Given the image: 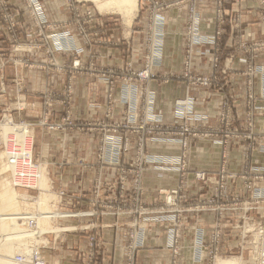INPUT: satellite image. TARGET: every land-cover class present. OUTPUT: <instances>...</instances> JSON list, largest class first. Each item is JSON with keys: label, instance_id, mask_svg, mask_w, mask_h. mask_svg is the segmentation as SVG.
Returning <instances> with one entry per match:
<instances>
[{"label": "rangeland", "instance_id": "obj_1", "mask_svg": "<svg viewBox=\"0 0 264 264\" xmlns=\"http://www.w3.org/2000/svg\"><path fill=\"white\" fill-rule=\"evenodd\" d=\"M44 1L0 0V257L20 262L16 256L22 255L23 264H35L33 252L23 253L34 245L41 248L40 256L47 264L43 250L50 246L49 238L57 232L54 230H59L55 224L64 218L82 217L94 220L82 224L88 226L112 215L127 219L125 264H137L138 253L146 248L150 230L163 224L167 225L164 227L171 264H181L182 254L188 249L192 264H219L224 258L254 264L255 243L264 229V209H259L264 208V193H259L264 190V162L252 161L254 154L264 156V130L257 125L264 113V63H256L247 53L249 50L243 49L239 38H235L233 45L222 46L224 29L228 26L233 32L241 29L238 17L234 16L226 24L227 13L222 6L216 11V33H203L202 14L194 7V0L182 32L181 68L163 75L160 74L165 64L163 14L173 3L145 0L147 3L144 1L139 6L138 0L137 14L128 25L121 14L100 11L91 0H65L70 16L52 21ZM257 6L264 24V0H257ZM135 26L143 37L142 55L138 58L131 43ZM111 30L116 34L112 35ZM119 45L126 50L122 62L115 67L108 66L104 63L106 56L102 48ZM207 46L213 47L214 72L210 74L195 71L196 61L203 53L200 48ZM256 47L264 50V41ZM224 50L228 53L222 62ZM238 53L243 56L239 62L248 67L231 74L227 63L232 64ZM91 68L96 70L95 80L107 84L108 100L105 116L93 122L77 120L72 115L76 77L92 74ZM35 71L44 74L45 84L29 89L28 78ZM235 75H243L246 80L243 102L237 103L244 106L241 122L234 113L237 104L230 101L221 105L215 124L211 123L208 113L195 111L189 96L174 102L172 118L167 119L157 111L153 79L162 76L183 80L188 89L222 91ZM58 80L65 81L61 88L55 85ZM11 123L25 128L5 137L6 131H12ZM45 128L85 133L97 130L95 160L88 164L80 161L90 179L85 192H68L51 181L49 167L40 159L36 148L37 132ZM26 131L32 161L42 171L41 184L32 188L13 185L6 157L7 149L15 147L13 136L17 140L25 138ZM199 140H210L220 148L222 161L217 170L191 165ZM232 146H240L237 152L243 166L237 172L229 167ZM108 170H113V179H105ZM158 173L175 174L176 184L158 189L147 201L146 177ZM236 182L239 188L230 190ZM149 184L151 188L156 187V181ZM17 193L30 200L16 198ZM37 201H44L43 205ZM36 210L41 212L37 220L40 218V228L45 230L38 231L40 241L35 244L28 237L26 246L20 247L22 250L16 248L7 255L3 247L7 242H1L2 235H11L15 221L21 224L22 230H28L25 222L19 220V214H34ZM206 214L214 218L209 226L200 223ZM188 223L193 224L194 231L186 247L183 238ZM234 230L238 231L240 242L227 244V236L231 238ZM96 247L95 237L90 235L83 255L85 264H95ZM199 247L204 251L203 258L198 255Z\"/></svg>", "mask_w": 264, "mask_h": 264}, {"label": "crops", "instance_id": "obj_2", "mask_svg": "<svg viewBox=\"0 0 264 264\" xmlns=\"http://www.w3.org/2000/svg\"><path fill=\"white\" fill-rule=\"evenodd\" d=\"M144 1L139 0V6ZM150 1L153 2V0ZM157 1L173 3L163 14L166 28V44L165 64L160 68V74L169 75L172 72H178L181 68L183 54L182 32L194 0ZM44 2L50 20L57 21L70 16L65 0H50L49 2L45 0ZM222 6H224L225 13H227L225 15L226 24L229 25L232 18L237 16L241 28L237 32L231 31L229 26L227 29H224V34L221 36L222 46L233 45L235 44V38H239L243 49L249 50L247 53H250L254 57V61L256 63H264V50L256 47L257 43L264 41V24L258 12L257 0H226L225 2H218V0H195L194 7L202 14L203 33H216L218 29L217 21L215 20L216 11ZM110 33L112 35L116 34L114 30H111ZM112 35L110 34V36ZM142 38V32L135 26L131 43L133 42V53L138 52L135 55L137 58L139 55H142ZM122 39L126 40V37L122 36ZM124 49L121 45L103 47L102 51L106 56L104 63L111 67L119 65L122 62L123 53L126 51ZM200 50L203 53L196 61L195 71L206 74L214 72L213 63L211 62L213 47L207 46L200 48ZM244 52L246 51L244 50ZM227 53L224 50L221 58L222 62L226 58ZM240 57L243 56L241 53H238L232 64L227 63L231 74H234L235 71L246 69L247 65L239 62ZM248 58L250 59L251 57ZM94 69L91 68L93 70V72L91 71L92 74L90 73L91 75L87 73L76 77L72 115L77 120L93 122L105 116L108 104L107 84L104 81L95 80L96 70L94 71ZM151 83L152 87L157 91V111L163 113L164 117L167 119L172 118L174 102L180 97L189 96L195 111L208 113L212 124L218 123L217 119L220 116V107L223 103L226 101L236 104L242 103V98L246 93V80L243 75H235L222 91H216L211 88L188 89L183 80L173 78L163 79L162 76L158 79H153ZM44 84L43 73H38V71H35L33 74L30 73L28 78L29 89L33 87L41 88ZM63 84H65L64 80H58L55 85L61 88ZM256 84L258 85L257 80ZM37 100V102L40 101L39 98ZM234 110L236 120L241 122V119L244 117V106L237 104ZM257 122L258 129L264 130V113L263 116L261 115L258 118ZM37 133L36 148L40 152V159L49 167L51 181L58 184L57 186L60 188L72 193L79 194L87 189L90 179L89 175L82 169L80 161L88 164L95 160L98 144L97 130L85 133L74 132L72 130L56 131L45 128L43 130L40 129ZM239 144L242 145L241 143ZM229 150L231 151L228 158L229 167L233 171H240L243 166L240 153L237 152L240 151V146H232ZM221 161L220 148L218 146L212 144L210 140H199L197 142L191 162L193 167L214 171L218 169ZM252 161L254 164L263 163L264 156L254 154ZM106 176L105 179L107 180L113 179V170H108ZM152 177H155L156 180ZM152 177L150 178V175L146 177L145 199L147 201L151 194L157 192L158 189L174 186L177 181V176L170 173H158L155 176L153 174ZM151 181H156V187L151 188L149 186V182ZM229 188L230 190H236L239 188V184L237 182L233 183ZM56 211L60 213L59 210ZM58 212L56 213L58 214ZM125 219L111 215L101 220L98 219V221L88 226H82V224L94 220L82 217L62 219L59 223L55 224L59 226V230L56 228L54 231L57 232L50 236V246L43 250L47 264H85L83 255L87 250L90 235L95 237L97 246L95 264H125V245L128 241V228L125 223L127 219ZM213 222L214 218L211 214L204 215L200 220V223L206 226L211 225ZM164 226L167 225H157L150 230L146 248L138 253L137 264H171V253L167 248L166 229ZM185 227L183 244L187 247L192 241L194 229L192 223H188ZM42 232H45V230ZM231 233L232 237L228 238L227 236L226 243L238 245L240 242L238 231L234 230ZM234 260L237 264H240L237 259ZM181 264H192L189 249L183 252Z\"/></svg>", "mask_w": 264, "mask_h": 264}, {"label": "bare ground", "instance_id": "obj_3", "mask_svg": "<svg viewBox=\"0 0 264 264\" xmlns=\"http://www.w3.org/2000/svg\"><path fill=\"white\" fill-rule=\"evenodd\" d=\"M91 1H93L96 4L97 8L100 11H111V12H117L118 14H121L126 19L128 25L131 24L133 18L135 17V15L137 14V11H138V0H119L118 2H116L117 0H107V1H101V2H100V0H91ZM103 2H106V3H103ZM10 133H11V131L10 132L9 131H6L5 137H8V135H10ZM17 133H19V132H17ZM23 133L24 132H22V134ZM24 139L25 138L19 139V141H17V142L22 143V142H24ZM6 157H7V161L11 159V155L10 154H8V156H6ZM8 164L9 163H7V165ZM9 166H10V164H9ZM38 175L40 176L39 181H38L39 182V185H40L41 184V180H42V171L41 170H40V172H38ZM5 190L7 192H11L9 189H5ZM7 192H5V193H7ZM17 197L19 199H24L26 201H29L30 200L29 198L27 199L26 197H23V195H20L18 193L16 195V198ZM39 199H40V197H39ZM40 200H42V198ZM41 202H44V201H40L38 203H40L41 205H43V203H41ZM40 214H41V212H39L38 210L34 211V214H32V229L30 228V230L29 229L28 230L27 229L26 230H22L20 228V226H19L21 224L20 223L15 224L16 223V221H15V222H13L12 227H11L14 230V231H12L10 233L11 235L8 236V237L5 236L6 233H4L2 235L3 239L1 240V242L2 243L3 242H7V243H5V245L3 244V247H5L4 248V251H5V253L7 255L8 254H12L14 252V249H16V248H20V247L22 248V246L23 247L26 246L25 243H26V241H28V239H31L32 238L34 240L33 242L35 244L40 241V239H39L40 237L38 236V234H40V233L38 231H41V232L43 231L40 228V222H41L40 221V218H39V220H37L38 215H40ZM3 228H7V225H4ZM41 242H42V240H41ZM25 248H23V250ZM33 248H34V245L33 246H30V247L28 246V248L25 249V251H23V253H25L24 255H30L31 252H33V254H32V262L34 261L33 263L37 264L35 262V259H34V251H35V248L34 249ZM16 259L18 261H20V262H16L14 260H9L8 258H1L0 257V264H14V263L15 264H23V262L25 261V258L22 255H17L16 256ZM222 260L223 261L220 262L219 264H235L236 263L233 258H231V259H225L224 258Z\"/></svg>", "mask_w": 264, "mask_h": 264}, {"label": "built area", "instance_id": "obj_4", "mask_svg": "<svg viewBox=\"0 0 264 264\" xmlns=\"http://www.w3.org/2000/svg\"><path fill=\"white\" fill-rule=\"evenodd\" d=\"M201 79H198V81ZM206 82V80H204ZM12 127L11 133L14 134L16 132V129H24L25 127L22 126H16L13 123L10 124ZM28 131H26V137L24 139V142L19 143L17 141V138L13 136L14 138V148H8L6 151V154L11 155V159L7 161L9 169L11 171V179L13 182V185L15 184L16 187H27L32 188L35 187L37 184H39V178L38 172H40V167L33 163L32 161V152L29 144L27 143L28 140ZM25 173H29L26 175ZM203 174V173H201ZM32 175V176H31ZM234 177V176H233ZM207 179V178H206ZM257 187H261L254 183ZM37 187V186H36ZM250 187V186H249ZM264 187V186H262ZM26 189V188H25ZM259 193H264L263 191H260ZM259 209H264L262 207H259ZM19 220L25 222L26 228L29 227L32 229V214L29 212H25L23 214H19ZM34 223V222H33ZM255 252L253 254V261L254 264H264V229L261 230L259 238L257 242L255 243ZM198 245L204 246L201 243H198ZM40 249L41 248H35L34 251V259L37 264H44V261L42 257L40 256ZM199 256L203 258L204 251L201 247L198 249Z\"/></svg>", "mask_w": 264, "mask_h": 264}]
</instances>
